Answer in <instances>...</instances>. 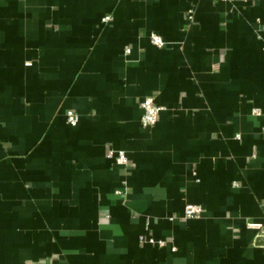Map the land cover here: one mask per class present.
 <instances>
[{"label":"crops","instance_id":"0c3cea01","mask_svg":"<svg viewBox=\"0 0 264 264\" xmlns=\"http://www.w3.org/2000/svg\"><path fill=\"white\" fill-rule=\"evenodd\" d=\"M0 264H264V0H0Z\"/></svg>","mask_w":264,"mask_h":264},{"label":"built area","instance_id":"2783aa9c","mask_svg":"<svg viewBox=\"0 0 264 264\" xmlns=\"http://www.w3.org/2000/svg\"><path fill=\"white\" fill-rule=\"evenodd\" d=\"M220 2H227L231 0H219ZM111 20L110 17H105L103 19L104 22H109ZM150 42L156 47H163L164 41L162 38L156 34L150 35ZM140 109L142 111L140 117V123L144 128L153 127L156 122L159 113L161 112L162 108L156 104L155 99L153 97H146L140 102ZM79 121V116L75 112L69 111L66 113V122L70 126H75ZM107 158L114 160L119 165L127 166L128 165V158L123 152H117L114 150H109L107 152ZM116 195H119L120 192H116ZM202 210L200 206L197 205H186L184 208V217L185 218H198L201 216ZM254 228L260 229L261 227L258 225H252ZM150 243H153V240H149ZM160 246L164 244L162 242H158Z\"/></svg>","mask_w":264,"mask_h":264}]
</instances>
